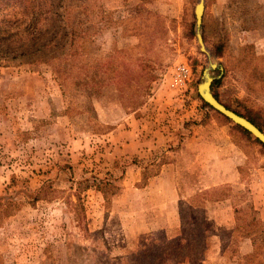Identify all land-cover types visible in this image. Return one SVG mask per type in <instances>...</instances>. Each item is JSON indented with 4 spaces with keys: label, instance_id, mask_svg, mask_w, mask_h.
Segmentation results:
<instances>
[{
    "label": "rangeland",
    "instance_id": "374dc122",
    "mask_svg": "<svg viewBox=\"0 0 264 264\" xmlns=\"http://www.w3.org/2000/svg\"><path fill=\"white\" fill-rule=\"evenodd\" d=\"M263 1L205 0L202 34L221 66L213 91L264 129ZM196 2L0 0V264H127L121 258L143 242L179 237L172 226L130 232L129 207L116 195L127 189L138 158L124 146L129 138L104 136L120 115L146 104L179 125L196 123L198 112L200 121L217 119L197 92L207 58L195 38ZM179 64L190 71L181 91L174 82ZM120 76L128 82L123 100ZM142 87L143 102L132 109L130 94ZM240 135L234 138L246 156L241 173L248 187L230 192L238 221L233 229L214 222L217 211L228 221L230 209L207 204L201 230L210 233L200 264H264V221L257 222L264 174L262 181L253 175L255 167L264 168V148L252 135ZM179 176L186 196L191 175ZM186 201L180 197L179 209L191 217ZM248 225L254 240L245 254L239 246Z\"/></svg>",
    "mask_w": 264,
    "mask_h": 264
},
{
    "label": "crops",
    "instance_id": "0c3cea01",
    "mask_svg": "<svg viewBox=\"0 0 264 264\" xmlns=\"http://www.w3.org/2000/svg\"><path fill=\"white\" fill-rule=\"evenodd\" d=\"M200 114L201 112H198L192 117L197 119L196 123L184 126L165 118L162 109L146 104L132 113L120 115L115 126L104 136L109 140L129 138L128 142H124V146L128 147L129 156L138 158L139 163L133 164L131 168L127 189L116 195L118 204L124 206L127 204L129 207V223L132 220L134 223L130 228L132 234L150 232L160 225L165 227L164 230L172 226L179 234L183 213L179 209L181 196L187 200L186 209L191 214L192 208H196L198 204L203 214L206 213L207 204L215 207L228 204L230 209L228 221L218 216L221 214L220 211L210 219L218 224L227 223L230 229L235 228L239 213L236 206L232 205L230 192L236 193L248 187L241 173L246 156L238 138L230 134L228 124H223L212 117L200 121ZM97 115L105 123L110 121L103 110H98ZM117 148L120 149V146ZM124 151L123 149L120 153L123 154ZM181 161L184 165L183 170H180ZM180 173L184 176L191 175L185 185L191 191L187 192L186 196H180L179 193L185 182L180 181ZM254 174L262 181L264 168L255 167ZM224 189L228 194H224L225 192L217 194L218 190ZM261 197L263 199V196ZM259 215L261 220L259 218L257 220L264 221L263 210ZM241 238L240 251L250 253L254 237Z\"/></svg>",
    "mask_w": 264,
    "mask_h": 264
},
{
    "label": "trees",
    "instance_id": "16d2710c",
    "mask_svg": "<svg viewBox=\"0 0 264 264\" xmlns=\"http://www.w3.org/2000/svg\"><path fill=\"white\" fill-rule=\"evenodd\" d=\"M142 2H145L146 0H141ZM9 3H11V0H9ZM1 15V14H0ZM79 36V35H78ZM74 44L70 45L72 47ZM220 50H217L216 54L219 56ZM79 54L78 52L75 53V55ZM65 56V53H63ZM152 75L148 77V81L153 80ZM124 77L120 76L118 77V80L116 79V83H118V91L120 99L123 100V97L125 96L123 91L125 92V87L127 79H123ZM92 80V79H90ZM126 81V83L124 82ZM220 79H214L211 84V89L213 92V95L217 100H219L221 103H223L218 95L213 91L214 87L219 85ZM142 87L139 92H133L130 94V102H132V109L138 108L142 102L143 97L146 95V88ZM140 89V87H139ZM227 108L233 110L237 114L247 118L249 121H251L254 125H256L261 131L264 132L263 124L260 123L251 113L247 111H242L237 108L231 107L225 103H223ZM204 105L209 106L204 103ZM210 107V106H209ZM211 108V107H210ZM213 109V108H211ZM214 110V109H213ZM215 111V110H214ZM217 112V111H216ZM216 118L219 122L223 124H228L230 127V134L234 136L235 134L240 135L244 134L247 136H250L251 134L240 127L237 124H232L231 120L224 117L220 113L217 112ZM241 136V135H240ZM254 141L261 144L264 148V145L254 138ZM102 193L105 195V191L102 190ZM202 194H205V192H202ZM201 197V196H200ZM192 214L191 217H189L185 212L181 215V226H180V234L179 237L176 238L173 241L167 242V243H160L156 242L154 240H148L141 244L140 248L137 249L135 252H129L127 255L128 259H125L127 257H122L121 260L126 262L127 264H171V263H188V264H200L207 255L208 250V244H207V236H209V230L203 227L204 222V216H203V210L199 206H196V208H192ZM259 223V221L257 220ZM257 222L254 223V225L257 224ZM244 233L242 237H254L253 236V229L249 228V225L247 227L244 226ZM125 259V260H124ZM128 261V262H127ZM123 262V263H124Z\"/></svg>",
    "mask_w": 264,
    "mask_h": 264
},
{
    "label": "water",
    "instance_id": "95a60500",
    "mask_svg": "<svg viewBox=\"0 0 264 264\" xmlns=\"http://www.w3.org/2000/svg\"><path fill=\"white\" fill-rule=\"evenodd\" d=\"M205 0H197L194 5V16H195V38L197 41L198 49L207 58V65L202 72L201 81L197 85V92L203 102L213 108L215 111L223 115L224 117L231 120L234 124L239 125L246 131H248L254 138L259 140L264 145V132L261 131L256 125H254L247 118L237 114L233 110L227 108L223 103L215 98L213 95L211 84L217 77L214 76V71L217 68H221L219 63L214 60L211 53L207 49L203 34H202V16L204 11Z\"/></svg>",
    "mask_w": 264,
    "mask_h": 264
},
{
    "label": "built area",
    "instance_id": "2783aa9c",
    "mask_svg": "<svg viewBox=\"0 0 264 264\" xmlns=\"http://www.w3.org/2000/svg\"><path fill=\"white\" fill-rule=\"evenodd\" d=\"M190 79L189 68L184 64H179L174 70V82L178 90L185 88ZM186 89V88H185Z\"/></svg>",
    "mask_w": 264,
    "mask_h": 264
}]
</instances>
